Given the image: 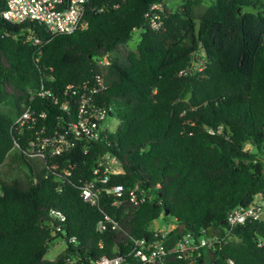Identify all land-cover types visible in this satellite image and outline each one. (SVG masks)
Returning a JSON list of instances; mask_svg holds the SVG:
<instances>
[{
	"label": "trees",
	"instance_id": "16d2710c",
	"mask_svg": "<svg viewBox=\"0 0 264 264\" xmlns=\"http://www.w3.org/2000/svg\"><path fill=\"white\" fill-rule=\"evenodd\" d=\"M158 1L165 4L92 0L97 8L86 29L50 34L5 20L0 0V264H94L128 251L136 238L151 240L150 224L166 211L176 223L170 243L185 232L222 240L192 260L172 252L153 264H264V217L229 234L226 222L231 209L264 196V0H209L199 14L205 0L165 4L164 28L155 30L146 12ZM31 24L43 40L39 57L25 35ZM136 30L139 41L129 49ZM193 60L204 67L190 69ZM99 77L107 88L96 97L107 118L120 121L114 132L97 142L75 139L48 156L47 167L14 151L16 141L28 143L29 131L11 129L28 103L46 111L49 129L66 127L76 119L82 85ZM42 86L50 93L37 94ZM106 153L121 161L108 186L123 184L124 199L90 204L81 187ZM137 183L152 192L139 205L128 197ZM106 214L118 225L99 231ZM57 240L65 248L45 258Z\"/></svg>",
	"mask_w": 264,
	"mask_h": 264
},
{
	"label": "built area",
	"instance_id": "2783aa9c",
	"mask_svg": "<svg viewBox=\"0 0 264 264\" xmlns=\"http://www.w3.org/2000/svg\"><path fill=\"white\" fill-rule=\"evenodd\" d=\"M6 8L2 11V16L10 23L30 22L50 34L73 33L77 30H84L89 25L87 14L95 10L96 5L92 0H5ZM165 4L163 1L154 2L146 12V17L151 28L161 30L164 28V17L166 16ZM26 39L37 47L38 57L42 55V38L37 34L32 24L27 28ZM106 61V57H104ZM204 61H192L190 69H202ZM85 90L80 98H77L78 109L76 119L73 123H68L62 128L50 127L46 124L47 113L45 110L35 109L31 102L26 105L23 112L14 120L11 129L16 130L19 136L26 131L30 132L27 137V146L22 148L18 141L15 142L14 149H22L25 155L40 159L44 166H48L46 158L48 156H59L74 145L75 139L84 138L88 142H97L109 129L107 124V109L97 99V93L107 88L104 80L99 77L96 83L89 87L88 83L82 85ZM74 88L73 84L68 86ZM42 86L37 94H49ZM75 93V92H73ZM77 95V93L75 94ZM35 95L31 96L33 99ZM59 102V98H55ZM64 111L71 110L68 101L61 102ZM121 165L117 156L106 153L98 160L94 168L95 176L87 179L81 187V197L90 204H97L104 196L113 195V204H119L124 199L125 187L121 183H114L108 186L111 172ZM57 169L56 164L50 165ZM67 174L70 171L66 172ZM130 201L139 205L151 199L152 192L140 188L137 183L129 190ZM56 215L64 218L59 211ZM264 214V196H259L248 206L238 205L231 209L227 215L228 234L233 227L244 224L247 220H257ZM111 223L112 228H116L118 223L109 215H105L103 220L97 223L96 229L102 231ZM176 228V223L167 227L157 228L153 232V238H136L133 240L131 248L122 254L113 256L102 255L94 264H153L163 260L169 253H176L179 258L192 260L200 247H212L214 243L222 240L218 235H203L196 238L191 232L181 233V235L170 243V235ZM60 229V226H57ZM73 240V239H72ZM233 264V261H230Z\"/></svg>",
	"mask_w": 264,
	"mask_h": 264
},
{
	"label": "rangeland",
	"instance_id": "374dc122",
	"mask_svg": "<svg viewBox=\"0 0 264 264\" xmlns=\"http://www.w3.org/2000/svg\"><path fill=\"white\" fill-rule=\"evenodd\" d=\"M184 0H165V4L167 6H171V5H180L183 3ZM209 3V0H205L201 5H199L198 7L195 8V14H199L201 11H203V9L206 7V5ZM139 31L136 30L134 32V38L133 40L129 43L128 48L129 49H134L136 47L137 42L139 41ZM120 121L119 119L114 116H108L107 118V124H108V128L111 131H115V129L117 128V126L119 125ZM247 147L250 148V150L252 151H256V149L254 147H252L251 144H247ZM14 151H16L14 149ZM264 217V215H263ZM174 222L173 218L171 216H167L165 215V213L163 212L157 219H155L149 226L150 229L155 230L157 228H161V227H167L168 225L172 224ZM66 246L65 241L63 240H57L55 243H53L51 245V247L49 248L48 252L45 255V258L47 259H54Z\"/></svg>",
	"mask_w": 264,
	"mask_h": 264
},
{
	"label": "water",
	"instance_id": "95a60500",
	"mask_svg": "<svg viewBox=\"0 0 264 264\" xmlns=\"http://www.w3.org/2000/svg\"><path fill=\"white\" fill-rule=\"evenodd\" d=\"M168 214H169V213L166 211V212H165V215H168ZM210 235H212V233H211V232H210Z\"/></svg>",
	"mask_w": 264,
	"mask_h": 264
}]
</instances>
